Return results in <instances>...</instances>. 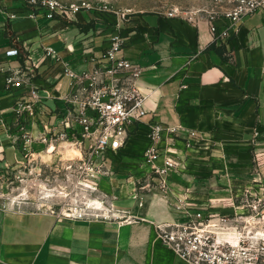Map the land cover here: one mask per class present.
I'll list each match as a JSON object with an SVG mask.
<instances>
[{
	"label": "crops",
	"instance_id": "crops-1",
	"mask_svg": "<svg viewBox=\"0 0 264 264\" xmlns=\"http://www.w3.org/2000/svg\"><path fill=\"white\" fill-rule=\"evenodd\" d=\"M12 10L16 17L10 20ZM85 14L63 25L59 18H32L24 0H0V69L32 73L45 98L41 122L57 133L64 131L60 119L66 107L60 97L70 83L62 66L68 63L80 72L91 59H101L113 30ZM230 24L218 16L213 34L206 14L187 19L150 13L123 25L127 42L118 56L145 69L139 86L148 113L115 166L106 165L109 174L97 179L100 199L114 207L119 219H58L45 211L0 206V264H186L163 246L158 231L161 224L182 220L174 207L178 197L188 193L193 208L231 215L241 212L234 205L246 189L262 192L254 183L264 174V16L244 17L236 32L221 38ZM37 37L42 42L35 48ZM48 48L54 51L51 58ZM10 49L18 54L6 56ZM2 84L0 74V119L11 116L18 94ZM153 122L178 129L158 143L161 154L168 150L184 163L171 175L168 193L158 188L156 176L139 167ZM0 140H6L1 122ZM44 148L33 141L38 160L57 156ZM1 157L13 170L21 169L25 159L11 147Z\"/></svg>",
	"mask_w": 264,
	"mask_h": 264
},
{
	"label": "built area",
	"instance_id": "built-area-1",
	"mask_svg": "<svg viewBox=\"0 0 264 264\" xmlns=\"http://www.w3.org/2000/svg\"><path fill=\"white\" fill-rule=\"evenodd\" d=\"M219 1L230 4L229 8L221 12V16L231 21L219 34L221 38L227 39L231 32H236L238 23L244 17L256 12L264 16V0ZM24 3L31 9L32 18L41 16L49 21L59 18L63 25L75 22L83 10H92L87 3H65L61 0H24ZM95 10L110 12L108 7ZM7 15L10 20L16 17V13ZM217 17L213 14L209 16L213 34L218 31L214 25ZM126 42L122 23L117 19L113 21L111 34L105 39L101 59H91L90 66L80 72L68 63L62 66V73L70 79V83L68 92L60 97L66 107L60 119L64 131L60 133L54 132L48 123L41 122L45 98L39 86L34 83L32 73L0 69L2 88L18 93L11 116L0 119L6 135L5 141L0 140V162L5 161L1 156L6 147L20 150L25 157L21 163L16 161L21 164L19 170H13L12 165L5 161L3 175L10 170L15 171L17 178L24 181V176L31 174V167L38 160L35 151H32L33 141L38 140L45 145L44 152L47 154H58L59 149L73 152V155L65 159L66 169L75 172L77 179L87 182L84 185H89V189L98 191V177L109 174L106 165L110 162L115 166L116 156L122 152L148 113L145 107L146 95L139 86L145 69L118 56ZM17 54L16 49L5 52L6 56ZM46 55L47 58L53 57V49L48 48ZM23 94L28 99L23 98ZM149 128V144L139 160V167L145 168L146 175L156 176L158 188L168 193L171 175L181 170L184 163L168 150L161 154L158 143L166 134H177L178 129L166 127L159 122H153ZM196 135L195 131L190 133L192 138ZM260 160L264 161L263 158ZM40 162L43 166L51 165L46 161ZM60 162H63L62 159ZM254 184L262 192L254 193L251 188L246 189L234 205L241 212L231 215L193 208L188 193L178 197L174 207L182 214V220L158 226L163 246L173 250L186 264H264V174ZM101 205H104L103 210L108 214H96L88 204L86 208L45 212L58 219H119V213H114V207L105 198Z\"/></svg>",
	"mask_w": 264,
	"mask_h": 264
},
{
	"label": "rangeland",
	"instance_id": "rangeland-1",
	"mask_svg": "<svg viewBox=\"0 0 264 264\" xmlns=\"http://www.w3.org/2000/svg\"><path fill=\"white\" fill-rule=\"evenodd\" d=\"M65 3H87L92 10H83L81 15L90 13L94 22L107 24L113 28V21L119 19L129 24L135 17L143 14H174L189 18L195 15L211 14L220 16L230 4L219 0H61ZM108 7L110 12H98L95 9ZM14 13L13 10L9 12ZM125 15V19L123 18ZM131 19V20H130ZM0 37L2 34L0 33ZM42 39H34V47L41 46ZM59 157L44 156L43 161L50 166H43L39 160L31 167V174L24 176V181L17 178L15 171H9L0 176V206L33 211H47L68 208H86L93 205L96 214H108L101 205L100 194L93 191L82 179H77L76 173L66 169L65 149H59ZM62 159L63 162H60ZM21 179H23L21 177ZM114 213H117L115 210Z\"/></svg>",
	"mask_w": 264,
	"mask_h": 264
},
{
	"label": "bare ground",
	"instance_id": "bare-ground-1",
	"mask_svg": "<svg viewBox=\"0 0 264 264\" xmlns=\"http://www.w3.org/2000/svg\"><path fill=\"white\" fill-rule=\"evenodd\" d=\"M66 153H65V155H66V157H70L71 155H73V152H71L69 149H67L66 151H65ZM101 203V202H100ZM91 207H93V205H90ZM97 209H99V207H96V210Z\"/></svg>",
	"mask_w": 264,
	"mask_h": 264
},
{
	"label": "trees",
	"instance_id": "trees-1",
	"mask_svg": "<svg viewBox=\"0 0 264 264\" xmlns=\"http://www.w3.org/2000/svg\"><path fill=\"white\" fill-rule=\"evenodd\" d=\"M71 23V22H70ZM71 24H73V23H71ZM90 25H88V27H89ZM82 29H84V27H82V26H80ZM214 48V46H211L210 47V49H213Z\"/></svg>",
	"mask_w": 264,
	"mask_h": 264
}]
</instances>
